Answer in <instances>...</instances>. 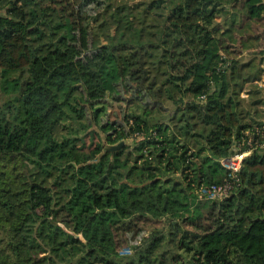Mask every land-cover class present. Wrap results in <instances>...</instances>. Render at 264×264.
I'll return each instance as SVG.
<instances>
[{
  "label": "trees",
  "instance_id": "16d2710c",
  "mask_svg": "<svg viewBox=\"0 0 264 264\" xmlns=\"http://www.w3.org/2000/svg\"><path fill=\"white\" fill-rule=\"evenodd\" d=\"M263 66L264 0H0V264H264Z\"/></svg>",
  "mask_w": 264,
  "mask_h": 264
},
{
  "label": "built area",
  "instance_id": "2783aa9c",
  "mask_svg": "<svg viewBox=\"0 0 264 264\" xmlns=\"http://www.w3.org/2000/svg\"><path fill=\"white\" fill-rule=\"evenodd\" d=\"M246 154H248V152L237 153L231 157L222 159L221 165L227 172V178L219 185L201 186L197 190L198 196L211 200H223L226 198L234 187L238 186L240 183L237 173L241 167L242 158Z\"/></svg>",
  "mask_w": 264,
  "mask_h": 264
},
{
  "label": "rangeland",
  "instance_id": "374dc122",
  "mask_svg": "<svg viewBox=\"0 0 264 264\" xmlns=\"http://www.w3.org/2000/svg\"><path fill=\"white\" fill-rule=\"evenodd\" d=\"M259 27V26H258ZM262 32V27H259L257 32H254L253 33H261ZM261 35V34H260ZM256 48L254 49V51H257V52H260L262 47L259 46V45H256L255 46ZM247 52V51H246ZM245 51H243L242 55L246 54ZM262 67V66H261ZM264 68V66H263ZM255 83H258V85L260 86L259 88L261 89L262 91V97L264 99V71L260 77L259 80H256ZM247 89H254V88H250L249 86H246ZM242 97L246 98L247 97V93L244 91L242 92ZM259 96H257L256 98H258ZM120 102H117V101H111L109 105H107V109H106V115L107 117L105 118L106 120H113V119H116L117 117L121 116V112L119 110V106H120ZM252 115V114H250ZM255 119L257 120H261V121H264V103H262L261 105H259V110H258V115L254 116ZM101 133V132H100ZM102 134V133H101ZM98 136H95L94 139H93V143L97 142L98 141ZM85 143L86 145H89L90 144V139L88 137L85 138ZM79 144V143H78Z\"/></svg>",
  "mask_w": 264,
  "mask_h": 264
},
{
  "label": "water",
  "instance_id": "95a60500",
  "mask_svg": "<svg viewBox=\"0 0 264 264\" xmlns=\"http://www.w3.org/2000/svg\"><path fill=\"white\" fill-rule=\"evenodd\" d=\"M122 145H123V142H120V143H118V144L112 146V149H117V148H119V147L122 146Z\"/></svg>",
  "mask_w": 264,
  "mask_h": 264
}]
</instances>
